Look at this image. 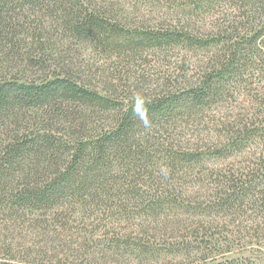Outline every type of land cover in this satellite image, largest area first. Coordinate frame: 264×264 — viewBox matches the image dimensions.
<instances>
[{"label":"trees","instance_id":"obj_1","mask_svg":"<svg viewBox=\"0 0 264 264\" xmlns=\"http://www.w3.org/2000/svg\"><path fill=\"white\" fill-rule=\"evenodd\" d=\"M86 46L104 58L95 70L76 58ZM178 49L198 57L177 68L183 83L131 81L147 73L138 60ZM240 93L247 110L217 119ZM254 147L247 165L207 169ZM144 175L151 193L176 175L200 184L183 203L184 245L95 235L179 203L164 188L137 209ZM0 223V264H256L242 245L228 254L232 225L264 245V0H0Z\"/></svg>","mask_w":264,"mask_h":264},{"label":"rangeland","instance_id":"obj_2","mask_svg":"<svg viewBox=\"0 0 264 264\" xmlns=\"http://www.w3.org/2000/svg\"><path fill=\"white\" fill-rule=\"evenodd\" d=\"M225 8H227L226 5H225ZM141 9L143 12H147V13L150 12L148 14H151L150 7L143 6ZM217 16L218 15H216V18H219ZM79 48H80V53H79L80 55H78L76 58L83 60L85 64L89 65V67L92 68L93 70H95L98 67V65L102 63L104 64V58L101 57L100 55H97L92 50H90L88 46L79 47ZM187 55L188 54L184 50L178 49L175 51V53L170 52V53H166V55L150 56L148 60L145 62L138 60L135 64L136 67L139 69H143L145 67V70H147V73L145 74L143 78L138 77L137 81L135 79L131 81H135L137 83H140V85H143L144 79H147L149 82H155L154 85H157L158 83H162L163 79L167 78L170 75L171 77H174L173 75L174 73H176L175 75L178 77L176 81L179 83H183V77L186 74V69L183 74L177 72V68L181 67L183 60L188 59V60H191V62H194L196 66L198 65V57L193 56L190 59V57L187 58ZM124 61H125L124 65L129 66L130 62L126 60ZM84 70L88 73L90 72L89 69L88 70L84 69ZM193 72H195L194 69H193ZM247 100L248 99L246 98V96L243 93H240L237 96V98L231 101V103H229V105L226 106L225 109H223V111H219L218 113L215 112L214 115L216 116L217 119H221L222 117L226 116L229 119H231V121H233L235 118H237V116L241 112L247 110V108L249 107V102ZM193 129H195V127H191L188 130H185V132L183 133L184 135L180 137L182 142L188 143L186 142V140H188L190 143L194 142L195 138L193 136V133L195 132L192 131ZM205 130L208 132V128H206ZM178 135L180 134H177L175 137H177ZM254 148H255L254 150H251L247 153L235 155L234 157L230 158L228 161L224 159H215L211 162H208L207 169L213 168V169L221 170L220 172H228L229 169L233 167V164H235V167H241L243 165H247L249 161H253L255 160L254 157H257L258 154H255L254 156L253 155L254 152L259 151V154L261 153V147L260 149L256 147ZM155 163H157L155 165V168H153L157 170V174L155 175H160V172L162 171V169H164L165 167H168L166 165L165 166L162 165L163 162L160 160L158 161L156 160ZM202 175L203 173L201 174V176ZM176 177H175L176 178L175 180L170 179L173 184L170 183L171 186H169V188H166L167 186L163 185L159 188H155L151 193L150 189L148 188L151 182L150 178L148 175H144L140 179L139 185L141 189L143 190V193H146L147 198L140 199L136 203L137 204L136 208L139 209L140 205L147 203V201L149 200L148 198L151 197L150 193L154 194L156 191L159 193L160 192L163 193L165 192L162 190L164 188L167 189L166 194H168V195H165V197L173 196L174 198H177L176 201H179L178 204L170 205L169 208L165 210H160L158 212L160 214H158V216L153 217V218H148L147 216H140L138 215L137 212L133 214V218H125L123 215H119L118 216L119 219L115 218L112 221V223H107L105 221L104 224H100L101 225L99 227L100 229H97V228H96L97 230L94 229V233H96L95 235L97 237H100L101 239H104V236L107 234L112 235L114 233H119V235H123L124 233L139 235V234H142L140 230L145 229L144 235L146 237V241L148 245H153V246L155 245V246H162V247H168V246L177 245V244L184 245L183 242H186V240L180 241V239L178 238V236L183 231L182 220H185L186 219L185 217L187 216L186 210L185 208H183V203L185 204V203L190 202L189 201L190 198H198V195H199L198 188L200 187V184H197V180L191 179L192 176H190V178H187L186 182L184 183H182L183 182L182 178L179 179L180 180L179 182L177 175ZM203 177L205 178L204 175ZM235 223L238 224V222H235ZM78 224H79L78 221L72 222V225L74 226H77ZM241 224H242V228H244V226H249V224H252V223L244 222ZM140 225H143V226H140ZM3 228H4V223H0V231L4 230ZM229 228L234 232L233 237L230 238L231 234L228 233L225 236L224 235L220 236V239H222L220 241L221 242L227 241L225 237L230 238L233 241L232 244H234L235 249H237L238 251L234 253H229L228 256L235 257V258H241V257H244L245 256L244 253L248 251L249 253L247 252V255H250L253 257L251 259L253 263L264 264V254L262 253L260 255L259 252H255L257 251V248L259 249L260 247L262 249L264 245L261 241L259 240L257 241L256 237L254 236V231H253V234L251 233L252 229H249L250 233H247L244 230L239 231L238 227L234 225L230 226ZM25 230L27 231V240L28 239L30 240L31 238H38V239L40 238L38 236V229L35 226H32L30 228H25ZM21 234L25 235V233H23V230L22 232H20V236ZM190 236L191 237L189 238L192 240V235ZM28 244L30 245L31 243L28 242ZM240 245L246 247L248 250L245 252L240 251V249H242ZM166 256L169 259L172 258L171 254H166ZM170 260L172 264H185L188 261H191V259H188L186 257H180V256H176ZM140 264H148V263H140ZM149 264H153V263L149 262ZM160 264H163V263H160Z\"/></svg>","mask_w":264,"mask_h":264}]
</instances>
